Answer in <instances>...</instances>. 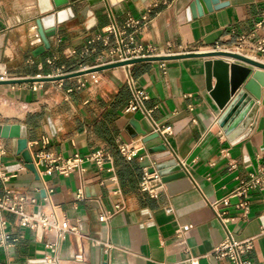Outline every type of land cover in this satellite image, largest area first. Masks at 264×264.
I'll return each mask as SVG.
<instances>
[{
  "label": "crops",
  "instance_id": "obj_1",
  "mask_svg": "<svg viewBox=\"0 0 264 264\" xmlns=\"http://www.w3.org/2000/svg\"><path fill=\"white\" fill-rule=\"evenodd\" d=\"M194 1L68 0L56 8L53 0L46 5L0 0V81H27L0 84V101L27 110L23 119L0 113V188L26 197L28 215L55 212L77 229L62 239L55 231L24 227L17 215L2 213L8 244L0 247V264H230L213 256L229 234L238 241L253 239L248 256L253 264H264V192L252 193L247 215L236 208L237 199L222 204L238 179L264 167V86L247 88L256 69L243 86L252 107L234 141L220 127L223 112L207 91V59L139 62L65 78L102 67L115 46L107 29L116 25L122 31L130 22H139L127 32L146 55L239 51L264 63L258 52L264 0H224L227 7L196 18L188 13ZM62 10L70 14L64 22L56 19L49 49L35 56L44 47L38 21ZM129 77L147 92L155 120L171 128L174 157L155 151L162 139L148 141L156 134L139 113H125L131 100ZM133 121L144 134L136 132ZM7 126L21 128L37 174L19 153V139L1 137ZM45 138L50 143L43 148ZM122 144L139 149L133 160L120 154ZM42 151L61 161L78 155L83 162L68 176L46 173L37 165ZM96 152L113 162L98 167L88 160ZM173 158L186 164L181 169L185 176L152 181L158 188L155 197L143 192L144 169L154 173ZM216 203L230 220L227 227L212 207ZM118 204L122 210L101 223L99 218Z\"/></svg>",
  "mask_w": 264,
  "mask_h": 264
},
{
  "label": "built area",
  "instance_id": "obj_2",
  "mask_svg": "<svg viewBox=\"0 0 264 264\" xmlns=\"http://www.w3.org/2000/svg\"><path fill=\"white\" fill-rule=\"evenodd\" d=\"M264 24V14L263 19L258 26ZM139 25V22H130L125 26V29L120 31L116 25L107 29V34L112 35L115 38V46L111 49L109 53V58L105 60L98 66H105L115 63H121L136 59H141L145 57H153L152 54L144 53L142 47L136 46V37L133 33L128 34L127 30L136 29ZM104 46L108 47L110 45V38L106 37L104 40ZM88 51H86L87 53ZM258 52L264 54V39L259 42ZM236 53L241 54L239 51ZM175 54H165V57L174 56ZM242 55V54H241ZM50 65H53L52 62H49ZM164 67V65H163ZM86 70V69H83ZM65 74L61 73L58 76H63ZM94 82H98L97 79H92ZM88 81L81 83L84 86ZM128 85L131 91V100L125 110L126 114H136L139 113L143 119L149 124L153 134L158 135L162 139V146L165 147V151L169 156L174 157V151L171 149L169 143V136L171 133L170 127L161 126L154 118L153 111L148 109L147 101L148 95L147 92L138 88L136 81L129 77ZM49 139H42V147L45 148L49 145ZM139 149L130 145L122 144L119 147L120 154L128 161L133 160ZM38 163L45 167L46 173H52L53 171H58L61 174L68 176L72 171L79 168L83 160L76 155L73 159L67 161H61L60 158H55L50 154L42 151L38 154ZM174 159V158H173ZM88 160L93 161L97 164L98 167L103 168L106 161L112 163L113 160L111 157L105 158L101 152H96ZM61 162L60 165L58 163ZM178 165L186 170V164L184 162L178 163ZM161 175L158 171L150 173V171L145 168L144 176L141 183V189L143 192H147L150 196L155 197L158 190L157 187L152 186V181H161ZM264 192V167H260L252 172L247 179H238V186L236 189L229 195L227 198L222 200V204L225 206L230 205L231 199H237L238 203L236 208L242 210L245 215L250 211V196L254 192ZM80 200L84 199V191L80 190L78 195ZM26 197L14 193L11 189L7 187L0 188V216L2 213H12L17 215L20 218L21 225L28 228H38L47 229L49 231H55L59 238L64 239L68 233H75L76 228L71 227L67 219H61L57 213H52L50 215H28L25 211V205L27 204ZM31 203H35L34 200ZM213 209L217 212L218 219L222 224L227 227L229 219H226L224 216L226 213L219 212L217 210L218 203L212 205ZM122 205L118 204L115 207V211L106 212L103 214L99 220L101 223H106L111 217L115 215L116 212L122 210ZM7 222L0 220V247H4L8 244V237L6 235ZM253 249V239H246L238 241L231 236L228 237L218 245L213 252V256L217 260H226L230 264H253L249 258V253ZM191 264H197L196 261H191Z\"/></svg>",
  "mask_w": 264,
  "mask_h": 264
},
{
  "label": "water",
  "instance_id": "obj_3",
  "mask_svg": "<svg viewBox=\"0 0 264 264\" xmlns=\"http://www.w3.org/2000/svg\"><path fill=\"white\" fill-rule=\"evenodd\" d=\"M53 1L56 8L65 7L69 3L68 0ZM228 5L229 3L224 0H195L194 3L191 5L188 13H190L189 15L196 18L197 16H203V14L206 12H212L214 10L223 9ZM69 14L70 11L62 10L59 11L56 15L53 14L38 21L39 33L43 41L44 47L39 48L34 54L35 56H39L40 54L44 53L45 50L49 49L50 44L48 38L53 36L55 33L56 19L58 23L64 22ZM185 58L207 59V61L205 62L207 91L210 93V96L212 97L220 111L223 112V116L219 121L220 127L223 129L225 135L230 141L236 140L238 137L236 130L246 119L252 107V99L250 98L249 94L243 89V86L252 74V68H260L264 70V63L246 57L244 55L229 51H210L168 57H145L141 59L88 69L83 72L68 75L65 78L77 77L84 74L97 72L103 69H112L122 66H128L139 62L166 61ZM224 59L230 60L231 62L226 61ZM239 63H244L245 65H240ZM213 79L216 80L215 85L212 84ZM48 80L56 79L52 78ZM20 82L27 81H0V84H16ZM131 125L134 127L137 133H145L144 131H142L139 123L133 121ZM1 137L19 139V153L23 155V158L28 164L29 169L35 174H37L36 167L27 150V139L21 133V128L19 126L4 127L2 129ZM156 138H158V135H153L152 137H149L148 141ZM155 151H165V147H157ZM156 169L159 174L163 177L164 181H169L177 177L185 176V173L181 171V167L178 165V162L175 159H170L169 161L160 163Z\"/></svg>",
  "mask_w": 264,
  "mask_h": 264
},
{
  "label": "bare ground",
  "instance_id": "obj_4",
  "mask_svg": "<svg viewBox=\"0 0 264 264\" xmlns=\"http://www.w3.org/2000/svg\"><path fill=\"white\" fill-rule=\"evenodd\" d=\"M114 1V0H113ZM43 5L48 3V0H41ZM255 60V59H254ZM244 64V63H242ZM253 69V68H252ZM257 71L252 75L250 81L247 84V88L250 89L251 86L258 85L264 86V70L260 68H254ZM27 110L26 108L17 109L16 105H14L11 101L4 100L0 101V113L7 117H18L19 119H23Z\"/></svg>",
  "mask_w": 264,
  "mask_h": 264
},
{
  "label": "rangeland",
  "instance_id": "obj_5",
  "mask_svg": "<svg viewBox=\"0 0 264 264\" xmlns=\"http://www.w3.org/2000/svg\"><path fill=\"white\" fill-rule=\"evenodd\" d=\"M256 71H257V70H256ZM256 71H255V72H256ZM255 72H254V73H255Z\"/></svg>",
  "mask_w": 264,
  "mask_h": 264
}]
</instances>
